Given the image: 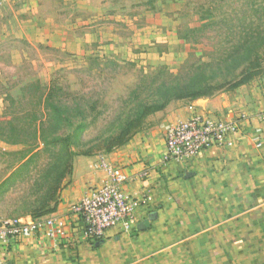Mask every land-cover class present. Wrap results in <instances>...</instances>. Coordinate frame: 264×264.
<instances>
[{
    "label": "crops",
    "instance_id": "obj_1",
    "mask_svg": "<svg viewBox=\"0 0 264 264\" xmlns=\"http://www.w3.org/2000/svg\"><path fill=\"white\" fill-rule=\"evenodd\" d=\"M193 112L224 119L248 112L251 127L264 128V74L234 91L172 102L150 116L129 143L106 155L127 178L122 190L141 202L129 234L119 227L99 241L83 236L71 208L106 176L93 168L96 156L76 155L57 211L41 218L63 220L64 236L28 239L14 247L8 264H264V140L257 148L246 129L229 148L214 149L186 167L160 168L167 127ZM145 171L149 178L142 177Z\"/></svg>",
    "mask_w": 264,
    "mask_h": 264
},
{
    "label": "rangeland",
    "instance_id": "obj_2",
    "mask_svg": "<svg viewBox=\"0 0 264 264\" xmlns=\"http://www.w3.org/2000/svg\"><path fill=\"white\" fill-rule=\"evenodd\" d=\"M252 5L264 9V0H0V117L10 109L25 118L53 80L65 95L116 106L141 81L186 75L226 46L224 20ZM29 151L0 140V218L13 217L33 186L23 173L11 177Z\"/></svg>",
    "mask_w": 264,
    "mask_h": 264
},
{
    "label": "trees",
    "instance_id": "obj_3",
    "mask_svg": "<svg viewBox=\"0 0 264 264\" xmlns=\"http://www.w3.org/2000/svg\"><path fill=\"white\" fill-rule=\"evenodd\" d=\"M224 20L228 41L186 75L169 76L159 85L142 81L118 105L89 95L63 94L53 80L45 93L23 109L25 118L0 117V140L12 146H29V158L12 178L27 177L29 192L15 199L13 217L34 220L54 214L60 194L72 175L73 159L110 154L125 146L146 120L175 101H198L222 91H234L264 74V9ZM257 19L256 23L251 19ZM261 23V25H260ZM216 22L210 27L215 29ZM239 39L235 42L236 39ZM14 117V118H13ZM45 163L36 171L34 162ZM25 180V179H23ZM4 186V185H3Z\"/></svg>",
    "mask_w": 264,
    "mask_h": 264
},
{
    "label": "built area",
    "instance_id": "obj_4",
    "mask_svg": "<svg viewBox=\"0 0 264 264\" xmlns=\"http://www.w3.org/2000/svg\"><path fill=\"white\" fill-rule=\"evenodd\" d=\"M261 121L264 123V113ZM251 124L252 117L248 112L238 113L235 119L193 112L186 120L167 127L164 133L166 153L160 168L167 171L172 163L186 167L214 149L229 148L246 129L251 130L256 147L261 148L264 128H252ZM96 157L93 168L103 171L106 181L71 208L82 221L83 236L94 242L102 240L108 231L119 227L129 234L141 206L138 199L122 190L121 186L127 181L122 169L112 165L106 154ZM142 177L149 178V172L145 171ZM65 228L64 221L54 217L30 223H23L18 218H0V264H8L14 247L24 241L38 235L49 238L64 236Z\"/></svg>",
    "mask_w": 264,
    "mask_h": 264
},
{
    "label": "water",
    "instance_id": "obj_5",
    "mask_svg": "<svg viewBox=\"0 0 264 264\" xmlns=\"http://www.w3.org/2000/svg\"><path fill=\"white\" fill-rule=\"evenodd\" d=\"M191 175H192V173H188L186 176H187V177H190Z\"/></svg>",
    "mask_w": 264,
    "mask_h": 264
}]
</instances>
